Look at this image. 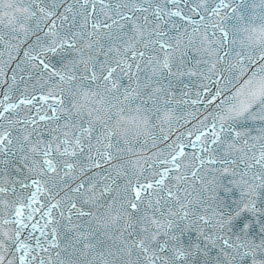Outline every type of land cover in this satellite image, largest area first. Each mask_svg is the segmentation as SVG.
I'll return each instance as SVG.
<instances>
[{"label":"snow or ice","instance_id":"obj_1","mask_svg":"<svg viewBox=\"0 0 264 264\" xmlns=\"http://www.w3.org/2000/svg\"><path fill=\"white\" fill-rule=\"evenodd\" d=\"M0 264H264V0H0Z\"/></svg>","mask_w":264,"mask_h":264}]
</instances>
